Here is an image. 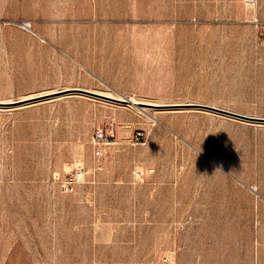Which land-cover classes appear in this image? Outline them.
Wrapping results in <instances>:
<instances>
[{
  "label": "rangeland",
  "instance_id": "rangeland-1",
  "mask_svg": "<svg viewBox=\"0 0 264 264\" xmlns=\"http://www.w3.org/2000/svg\"><path fill=\"white\" fill-rule=\"evenodd\" d=\"M0 103V264H264V0H0Z\"/></svg>",
  "mask_w": 264,
  "mask_h": 264
},
{
  "label": "built area",
  "instance_id": "built-area-1",
  "mask_svg": "<svg viewBox=\"0 0 264 264\" xmlns=\"http://www.w3.org/2000/svg\"><path fill=\"white\" fill-rule=\"evenodd\" d=\"M112 137L106 135L103 131H99L94 137V156L96 159L102 157V147L107 145ZM103 170V165L98 162L92 171V183H96L97 174ZM86 172L77 171L64 176H59L56 180L58 187L66 194H75L78 189L85 183Z\"/></svg>",
  "mask_w": 264,
  "mask_h": 264
},
{
  "label": "water",
  "instance_id": "water-1",
  "mask_svg": "<svg viewBox=\"0 0 264 264\" xmlns=\"http://www.w3.org/2000/svg\"><path fill=\"white\" fill-rule=\"evenodd\" d=\"M74 93H86V94H89V95H92V96H95V97H99V98H102V99H105V100L112 101L114 103H119V104H123V105H133L136 108L146 107L147 109L162 110L164 108L171 107L169 105H158V104H150V103H144V102H141L139 104H133V103H130V101H128L127 99L120 100V99H116L114 97H108V96H105V95L93 93V92H90V91H87V90H83V89L61 90V91H58L57 93H55L53 95L41 96V97L38 96V97L31 98V99L20 100V101H16V102H13V103H9L8 105H10V106L27 105V104L35 103V102H38V101H43V100L52 99V98L59 97V96L74 94ZM211 109L218 110V111L223 112L225 114L236 116V117H239V118H242V119H245V120H263L264 121V119H255L253 117H247V116L239 115V114H236V113H231V112H228V111L216 109V108H213V107Z\"/></svg>",
  "mask_w": 264,
  "mask_h": 264
},
{
  "label": "bare ground",
  "instance_id": "bare-ground-1",
  "mask_svg": "<svg viewBox=\"0 0 264 264\" xmlns=\"http://www.w3.org/2000/svg\"><path fill=\"white\" fill-rule=\"evenodd\" d=\"M58 91H55V92H51V93H47L45 95H41V96H48V95H53L55 93H57ZM39 96V97H41ZM38 97V96H37ZM108 97H114V96H108ZM116 99H120V100H124V99H127L128 101H130V103H133V104H139L141 103V101H139L138 99L134 98V97H128V98H125L123 97V95H119L117 97H114ZM129 107H134L133 105H127ZM136 108V107H135ZM138 110L142 111V112H147V108L146 107H142V108H138ZM151 117V116H150ZM152 119V118H151ZM154 119V118H153ZM155 122H158L156 119H154ZM245 184V183H244ZM253 188V187H252ZM254 190V189H253ZM254 193V192H253ZM257 195V194H256ZM261 199V198H260Z\"/></svg>",
  "mask_w": 264,
  "mask_h": 264
}]
</instances>
